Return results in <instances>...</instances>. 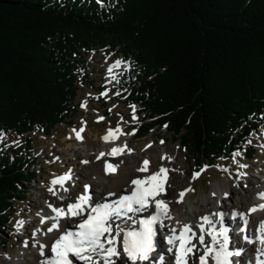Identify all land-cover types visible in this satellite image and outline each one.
<instances>
[{"label":"trees","instance_id":"obj_1","mask_svg":"<svg viewBox=\"0 0 264 264\" xmlns=\"http://www.w3.org/2000/svg\"><path fill=\"white\" fill-rule=\"evenodd\" d=\"M100 50L126 62L113 86L139 105L137 137L166 129L196 171L256 156L264 0H0V133L23 139L0 146V232L37 177L28 134L73 122L81 86L94 87L87 57Z\"/></svg>","mask_w":264,"mask_h":264},{"label":"rangeland","instance_id":"obj_2","mask_svg":"<svg viewBox=\"0 0 264 264\" xmlns=\"http://www.w3.org/2000/svg\"><path fill=\"white\" fill-rule=\"evenodd\" d=\"M88 59L91 64L89 80H92L94 87L88 83L81 86L77 102H81L82 107L73 122L60 124L48 136L37 131L28 134L32 139L36 158L30 164L37 170V177L27 184V199L16 202L10 225L0 232V236L4 239L0 241V264H24L26 259L24 261L19 259V253L23 252L29 256L32 249H41V246H44L43 250L49 251L53 238L51 236L47 239L46 236L49 233L48 228L52 225L44 226L41 222L44 215L48 216L49 211L46 206L54 204L58 206L57 208L61 206L67 209L69 204L77 202L79 196L88 194L85 190V185L88 184L89 192L95 195L101 194L102 188L98 186L100 179L104 178V162L97 160L96 157L100 150L107 154L109 145L114 143L119 145L126 143L131 150L127 149L124 157L120 158L124 160L123 170L118 173L120 176L137 174L138 169L144 166L145 160H150L153 170L158 169L160 162L164 160L162 157H165V154H162L163 147H166L170 153L178 154L183 162L182 167L171 168V176L165 191L169 207L175 211L181 206L180 199L177 200L176 197L180 189L184 190L183 187H192L189 197L186 198L187 205L193 203L200 205L205 198L208 199V206L203 208V211L208 213L213 211L218 203L217 194L223 193L222 196L226 197L223 204L221 203L223 206L228 205L227 207L233 208L232 201L237 198H245L251 205L256 196L253 189L258 188L259 185L261 188L264 187V126L261 135L254 133L250 139V143L257 148L254 158L249 159L244 150L238 151L236 153L240 155H235L234 159L222 160L219 166H208L206 169L204 167L202 172H199L200 175L193 178L197 172L194 171V159L191 153L178 142L171 140L166 129L159 127L146 137H133L136 127L142 122L141 114H136L139 105L135 104L133 109L118 99L117 95L121 91H117L113 86V81L116 80L123 63L113 68L111 73L108 71L110 66L117 60L123 61V58L113 52L100 50L91 53ZM103 85L106 86L105 89L101 88ZM100 96L106 102L99 99ZM110 130L117 133V139L116 142L106 145L104 137L110 134ZM80 132H83L82 136ZM77 133L82 139L77 137ZM22 143L23 139L12 131L4 132L3 139L0 140V146L6 147H17ZM132 156L136 157V163L133 162ZM83 158L88 160L87 164L81 163ZM69 172L71 179L65 181L63 187L60 184L55 186L51 184L53 179ZM115 174L117 173L112 175ZM50 187H54L55 195L48 191ZM228 189L230 192L227 193ZM127 190L129 188L123 189L122 192ZM183 211H186V207ZM253 215L257 216V214ZM263 215L261 213L258 218L264 219ZM199 218L202 219L201 216ZM20 221H23L22 226L18 224ZM59 231L58 237L62 229ZM191 241L196 242L195 237H192ZM200 250L201 252L196 251L198 257L205 247H200ZM198 257L191 256L189 264H197ZM120 259L113 258L115 264H126L124 259ZM207 261L208 264H213L211 256L207 257ZM244 261L243 259L238 263H245ZM96 264H105V261L103 259ZM151 264H157V261L153 260Z\"/></svg>","mask_w":264,"mask_h":264},{"label":"snow or ice","instance_id":"obj_3","mask_svg":"<svg viewBox=\"0 0 264 264\" xmlns=\"http://www.w3.org/2000/svg\"><path fill=\"white\" fill-rule=\"evenodd\" d=\"M124 61L117 60L115 64L109 67V73L112 72L113 68L118 67ZM135 109V105L131 106ZM103 119V117H101ZM166 127V125H165ZM82 131V130H81ZM111 133V130H110ZM77 137L79 133H77ZM3 139V133H0V140ZM104 139L107 141L108 136ZM163 143V142H161ZM129 151H131L129 149ZM118 152H123V149H112L111 155L118 154ZM235 155H240L236 153ZM105 156L101 153L97 159ZM162 159H172V157H162ZM83 163H88V161H83ZM144 166L138 169V171H147V165L149 161L145 160L143 162ZM119 165H113L111 163L105 164V173L113 174L117 171ZM208 166H205V169ZM246 167V166H243ZM170 169L161 167L158 172L147 177L146 179H134L131 181L132 185L135 186L131 195H126L121 197L118 201L112 203H97L95 206L89 203L91 197L89 195H81L77 198L76 203L69 204L67 206V211L63 208H52L53 212L56 213L55 217H50L48 219H53L54 222L51 227L48 228V232H52L54 229L59 227L58 220L62 216L71 215L84 217L81 223L78 225V231H65L55 242L51 245L52 257L46 259L42 264H73V259L79 262H84V264H96L94 256L103 257L105 264H115L112 259L121 258L123 255L126 264H138V262L148 261L150 259V254L154 249V229L153 225L161 216L168 214V205L163 200H158L156 197L163 192L164 183L167 180V173ZM164 174V180L159 184L152 185L150 181H155L158 177ZM200 175L199 172L194 174L193 178ZM71 179V173H67L64 176L55 178L51 181L53 186L60 184L63 187L64 182ZM90 189L89 185H85L86 192ZM49 192H53L55 195L54 187L48 189ZM67 191V189H65ZM191 191V189L185 190V192ZM185 192L180 194V202L183 201ZM109 196L114 195L113 193H108ZM260 198L264 199V193L260 194ZM150 203H155L157 214L151 216L150 219L139 221L141 227L138 229L132 228L126 230L121 227V224L116 223L117 220H121L123 217H127L128 220H132V217L128 216V213H136L145 210ZM49 207H52L49 205ZM256 211H264V204H259L251 207L248 213H234L236 216H240L244 219V223L247 224V216ZM223 215V214H218ZM204 221H209V217H202ZM44 222L43 220L41 221ZM136 223V221H132ZM19 225H23V221L18 222ZM115 225V226H114ZM200 228L203 229L204 225L201 224ZM260 229L264 233V223H261ZM185 232H192L191 226L184 225ZM243 231V229H242ZM195 233L192 236L195 237ZM217 235L223 236L224 242L220 243L217 240ZM181 248L185 251L182 255L176 256V264H188V261L184 258L189 253H192L195 245H189L187 241L183 240V233L181 234ZM247 240V237H245ZM198 240L201 244L204 243V236L200 235ZM213 244L216 245L215 248H207L206 253L199 256V264H207L206 256L208 254H215V264H232L230 257L234 255L232 251L227 248L228 236L227 229L221 228L216 235L212 237ZM260 242L264 243V235H261ZM169 243H173L169 240ZM106 245H108L106 247ZM27 246V242H25ZM43 247L41 246V255H44ZM264 255V253H262ZM72 257V258H70ZM161 264L163 262V257H160ZM259 260V258H258ZM259 264H264V260H259Z\"/></svg>","mask_w":264,"mask_h":264},{"label":"bare ground","instance_id":"obj_4","mask_svg":"<svg viewBox=\"0 0 264 264\" xmlns=\"http://www.w3.org/2000/svg\"><path fill=\"white\" fill-rule=\"evenodd\" d=\"M108 137H109V139L107 141L105 140L106 145H108L109 143H112V142H116L115 140L117 139V133L111 132L108 135ZM126 146H127L126 143L125 144H120V145L114 143L111 146L109 145L107 154L105 153V156L101 160V161L104 162V168H105V162L111 163L113 165H119V167H118V169H117V171L115 173H117V174L120 173V171L123 170L122 164L124 162V160H122L120 158H122V156L124 157L125 151L127 149L129 150V147L127 148ZM114 148L118 149V150L119 149H123V152H118V154L111 155L112 149H114ZM99 154H101V150L98 153V155ZM162 154H165V157H172V159H170V160L169 159L162 160L160 162V164H159L158 169H156V170H153L151 168L152 164H150V160H149V164L147 165V171H144V172H141V173H139L140 171H138L137 174L133 173V174H129L127 176H120L119 174L118 175L117 174L112 175V174H106L104 172V178L100 179V184L98 186L99 188H102L101 194L95 195V194H93V193L91 194V192H89L86 195H89L91 197L90 201H92L93 202L92 204H94L99 199H103L105 194L115 193V196H117L118 195L117 192L121 193L122 190L125 189V188H129L130 189L133 186L132 183H131L132 180H134L135 178H137V179L145 178L146 179L147 177H149V176L153 175L154 173L158 172L161 167H165V168H168L170 170H171V168H179V167L181 168L182 167V163L183 162L179 158L177 153H173V152L170 153L169 151H167L166 147H163ZM126 155H127V153H126ZM132 159H133V162L136 163V157L132 156ZM173 160H175V161H173ZM170 176H171V172L169 171L167 173V180L164 183V189L165 190L163 192H161L156 197V199L163 200L168 205V214L164 216V221L161 224H163L164 228L166 226H170L171 227V231H170L171 234H169L170 235L169 240H172L173 243L175 244V247H174V249L172 251V255H170L168 253L164 243H163L164 246H162V247L160 246V249L157 250L158 251L157 253L159 255H163L164 256V258H163L164 263L163 264H169V263H167L168 261L172 262V264H176V256L177 255H182L184 253L185 249L181 248L182 241H181V239H178L179 237H181L182 233H183V240L187 241L189 245H195L196 248H199L200 243L191 241V239L193 237L192 233L196 234L195 236H197V239H198V237L200 235L205 236L207 234V231L206 230H202L200 228V225H198L197 223H198L199 220H201L199 218V216L203 217L204 214L207 213L206 211H203L204 210L203 208L205 206H208V202H207L208 199L205 198L202 202H200V205H197L195 203L187 205L186 198L189 197V195H190L189 192L190 191L185 192V190L180 189L176 198H177V200L180 199V194L182 192H185V195L183 197V201L181 202V206H180L179 209H177L176 211L172 210L169 207L170 204L167 202V200L165 198L166 197V194H165L166 184H167L168 179L170 178ZM162 180H164V174H161V176L158 177L155 181H150L149 183H151L152 185H156V184H159ZM228 192H230L229 189L227 190V193ZM255 192H256V202H258V204H264V199L260 198V194L264 193V187L261 188L259 186L257 189H255ZM222 195H223V193L222 194H217V200L216 201L218 203H220V204L221 203L223 204V200L226 199V197H223ZM90 201H89V203H90ZM151 204H155V203H151ZM51 206L52 207H47L46 206L47 211H49L48 212V216H47V214L43 216V217L46 216L44 218V221L46 223L47 222H52V223L57 222V221H55L53 219H48L50 217H55L56 216V213L53 212L52 208H57V207L54 204H52ZM232 206H233L232 209H235V210L236 209H240L241 210L240 212H244V213H248V210L251 208V205L249 204V202L245 198H242V199L237 198L236 200L232 201L231 207ZM185 207H186V211H183ZM261 213L264 214V211H256V212L251 213V214H249L247 216V220L251 219L252 222L258 221V223H259L258 229L259 230H261L260 229L261 223H264V219H259L258 218V216ZM253 214H257V216H255ZM63 217H65V219L60 217L59 220H58L60 229H58L59 228L58 227L57 229H54L52 232L47 233V236H46L47 239H49L51 236H52L51 238H53L52 244L55 242V240H57L59 238L58 237V233H57L59 230L62 229V231H61V233L59 235L61 236L63 234V232H64L63 231L64 230V226L63 225L65 223H67L66 226L68 227V226H70L69 223H76L78 221L77 219L80 216L73 217L71 215H68V216H63ZM263 217H264V215H263ZM133 220L135 221L136 218H132V220L126 219V220L117 221V223L121 224V227H124L126 229L127 227H130L132 225L133 226L136 225V223L132 222ZM185 224L190 225L191 227L193 225H195L194 226L195 229L193 228L191 233L185 232L184 231V225ZM74 227L77 228L76 225H74ZM209 237H211V239H212L213 236H211V233H209ZM107 246L108 245H106V247ZM212 246H213L212 248L216 247V245H214V244ZM255 249H256V245L250 246V250H255ZM206 250H207V248L205 247V250H202L201 254L206 253ZM43 251H44V255H41V249H32L30 251V253H29L30 254L29 256H28V254H24L23 252H21V253H19L18 258L19 259H23V261L26 259V263H24V264H42L43 261H45L46 259L50 258L53 255L52 252H51V244H50V247H49V251H46V250H43ZM192 254L194 255L193 251H192V253H189L186 257H184L188 261V264H189L188 256L192 255ZM208 256H211L212 262H213V264H215V260H214L215 254L214 253L208 254L206 256V260H207ZM113 258H115V257H113ZM101 259L103 260V257H100L98 255L94 256V260L95 261L100 262V261H102ZM121 259H124L123 255L121 256ZM153 260H155V256H154V254L151 253L150 254V259L148 261L138 262V264H151ZM230 260H231L232 263H235L238 259H236V255H234V256L230 257ZM156 261H158V260H156ZM240 261H243V259L242 260L239 259L237 262H240ZM244 262L246 263V261H244ZM73 264H84V262H79V261H76L75 259H73ZM157 264H159V263L157 262ZM198 264H199V262H198Z\"/></svg>","mask_w":264,"mask_h":264}]
</instances>
